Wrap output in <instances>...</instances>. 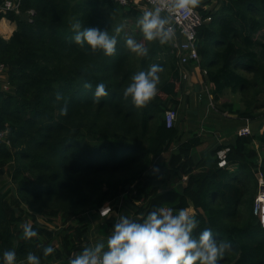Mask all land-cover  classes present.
Listing matches in <instances>:
<instances>
[{
  "label": "trees",
  "instance_id": "1",
  "mask_svg": "<svg viewBox=\"0 0 264 264\" xmlns=\"http://www.w3.org/2000/svg\"><path fill=\"white\" fill-rule=\"evenodd\" d=\"M6 1L13 0H0V25L6 21L14 30L7 39L0 35V64L6 68L0 77V132L9 143L0 142V172L9 174V182L0 184V254L15 250L16 264H26L29 252L40 264H68L90 246L88 213L118 210L126 199L136 221L159 208L190 211L199 221L195 235L211 228L230 243L219 264H264V229L252 211L254 175L257 169L264 174V122L251 135H235L215 148L197 134L183 141L177 117L171 128L164 121L165 112L178 116L182 106L183 80L171 47L145 41L137 27L134 39L148 48L141 57L128 49L125 33L111 27L113 20L135 24L141 16L136 10L108 0H19L16 14L1 11ZM216 1L219 6L201 0L195 9L211 19L197 33L201 64L195 74L200 78L206 71L215 104L225 91L244 96L242 111L231 104L219 111L250 127L261 117L256 113H264V0ZM76 21L115 35V53L104 56L76 45ZM152 64L163 68L157 92L137 108L123 91ZM99 83L109 95L96 103ZM65 105L67 114L61 115ZM223 148L230 151L220 168L216 154ZM153 166L159 174H152ZM166 185L170 189L163 190ZM25 224L37 237L23 239ZM45 246L55 252L43 256Z\"/></svg>",
  "mask_w": 264,
  "mask_h": 264
},
{
  "label": "clouds",
  "instance_id": "2",
  "mask_svg": "<svg viewBox=\"0 0 264 264\" xmlns=\"http://www.w3.org/2000/svg\"><path fill=\"white\" fill-rule=\"evenodd\" d=\"M201 0H160L152 9L144 11L137 19L143 39L151 42L158 40L166 44L173 39L175 29L174 18L181 13H192L200 5ZM162 13H165L162 15ZM73 42L92 53L102 52L104 56H112L116 51L117 37L107 30L97 27L82 28L76 21L72 25ZM121 29L117 28L119 33ZM128 49L138 56H147L148 48L129 37L125 41ZM163 68L152 64L148 70L139 71L131 77V82L123 91L124 99L142 108L150 102L157 92L160 82L158 75ZM85 89L91 84L85 83ZM104 83L97 84L94 101L108 96ZM62 97L57 94L56 100ZM67 106L61 109V115L67 114ZM153 175L160 173L158 166L151 169ZM160 175H157L158 178ZM106 215V213H102ZM199 221L188 210L159 208L136 221L121 215L111 225V235L107 241H98L85 247L79 254L69 259L68 264H219V259L231 248L229 242L218 240L211 228L202 230L198 236L194 234ZM38 233L31 225L23 226V239L31 240ZM55 249L51 246L43 248V256L52 255ZM15 250H5L0 254V264H16ZM26 264H40V257L29 252Z\"/></svg>",
  "mask_w": 264,
  "mask_h": 264
},
{
  "label": "built area",
  "instance_id": "3",
  "mask_svg": "<svg viewBox=\"0 0 264 264\" xmlns=\"http://www.w3.org/2000/svg\"><path fill=\"white\" fill-rule=\"evenodd\" d=\"M117 4L122 9H134L139 14L142 15L144 11L152 9L157 5L160 0H108ZM16 2V3H15ZM19 0L6 1L4 3V8L1 11H15L19 14ZM207 10V7L204 8ZM32 15V12H29ZM165 13H162L164 15ZM211 21L210 18L203 19L201 15L194 10L192 13H181L178 18H174L173 27L175 29V35L172 40L168 42L171 47V56L176 59L177 64L180 66L179 75L183 81L188 79V74L186 67L190 66L193 74H195L196 69H200V55L197 48V33L198 30L204 25ZM6 72L4 65L0 64V77ZM201 78L197 76V81L201 85L208 97L210 96L209 88L211 85H206L204 83V78L206 76V71H201ZM196 75V74H195ZM5 91L9 90V85H5L2 88ZM225 116V115H224ZM176 113L174 111H167L164 114V121L167 128H171L176 120ZM226 117V116H225ZM236 136H248L251 135V130L248 125L237 129L235 131ZM6 133L0 132V142H5L6 146H9L8 141L5 138ZM229 148H223L219 150L216 154L218 167H224L227 161V154L229 153ZM255 181L257 186V194L255 196L253 204V215L258 219L259 224L262 229H264V174L260 169L255 172ZM186 181V178H183ZM111 212L109 207L101 208L98 210V215L100 218L108 216ZM106 213V215L102 214Z\"/></svg>",
  "mask_w": 264,
  "mask_h": 264
},
{
  "label": "rangeland",
  "instance_id": "4",
  "mask_svg": "<svg viewBox=\"0 0 264 264\" xmlns=\"http://www.w3.org/2000/svg\"><path fill=\"white\" fill-rule=\"evenodd\" d=\"M212 5H217L219 6V3L217 4L216 0H212ZM222 2V0H220V3ZM211 5L209 6V8H207V10H211ZM218 9V8H217ZM129 19H122V20H113V22L115 21L116 23L114 25H112V29L115 30L116 28L121 29L120 32H124L126 37H131L134 39L135 35L137 34V24ZM140 43H142V41H138ZM201 60V58H200ZM201 64V61H200ZM187 69V68H186ZM187 72L189 71L186 70ZM196 77V75H194ZM197 78V77H196ZM199 78V77H198ZM201 78V77H200ZM199 78V79H200ZM4 81L3 79H0V86L1 84L3 85ZM204 83L206 85L207 84L205 81ZM211 85V84H210ZM196 86H199L198 90L195 91L193 90V83H191V85L189 84V91H193V94H195V100L197 101V106L200 107L201 112L203 115L206 116V118L208 117H212V116H219L220 118H222L225 121H228L230 126H237L235 127L236 129H240L243 125L242 121H238L237 118H224L221 116V114L225 115L226 110L223 109L221 113V111H219V108H222V106L224 104H231L232 108L234 109H239L240 111H242L244 109V101L245 98L244 96H242L239 93H232L231 91H225L222 96L220 97L219 101L215 104L212 100V96L210 95L208 97V95H206L204 88L201 85H198V83H196ZM211 90H212V86L211 88H209V92L211 94ZM5 92V91H4ZM185 97H183L184 99ZM181 99V100H183ZM182 102V101H181ZM221 110V109H220ZM177 121L175 123H177V125H179V127H182L183 124L185 125V120L187 117V113L190 112L187 104L186 107L182 104L180 110H177ZM197 114V113H196ZM216 114V115H215ZM257 116H261L258 117L257 119L251 120L250 121V130L251 133L252 131H254V128L258 126L259 123H261L262 121L264 122V113H256ZM203 115L201 116H196L194 115V120H196V124L201 127V123H204L205 126H210L209 125V121H203ZM184 119V123L182 124L181 120ZM242 122V123H240ZM186 126V125H185ZM198 127V132L200 131V135H201V139L203 141V143H207L208 145L210 144V138L208 137V135L206 133H202L201 132V128L199 129ZM181 129V128H180ZM181 132V130H180ZM204 135V136H203ZM208 138V139H207ZM258 146L257 143L254 144V148L256 149ZM175 147H173L174 149ZM210 148V147H209ZM173 151V150H172ZM9 182V174L8 173H3L0 172V184L2 183H8ZM177 183L174 184L175 187H177L176 185ZM163 190H167L170 189L169 185H166L165 187H162ZM257 194V192H256ZM118 210H111L110 214L108 216L102 217L100 218L99 216L95 217L94 214L91 212L88 213V216L90 217V225H91V230H90V234L88 236V240H89V244L94 245L96 242L98 241H107L108 236L111 235V225L115 220H118L119 217L121 215H126L128 216L130 219L136 220V216L134 215L133 209H132V205L129 201H127L126 199L121 200L120 202H118L117 205ZM190 212V211H189ZM191 213V212H190ZM192 214V213H191Z\"/></svg>",
  "mask_w": 264,
  "mask_h": 264
},
{
  "label": "crops",
  "instance_id": "5",
  "mask_svg": "<svg viewBox=\"0 0 264 264\" xmlns=\"http://www.w3.org/2000/svg\"><path fill=\"white\" fill-rule=\"evenodd\" d=\"M14 30V26L8 24L6 21H3L0 25V35L4 38H8ZM188 79L185 81H182V89H181V99L185 97L182 101V104L186 107V104L190 110L186 115L185 125L184 119L181 120L183 126L180 127L181 129V136L182 140H188L191 138L192 135L197 134L201 137L200 131L198 132V125L196 124V120H194V115L201 116L203 115L201 112V109L199 106H197V101L195 100V94H193V91H189V84L193 83V90L197 91L199 86H196L197 78L194 76L192 69L187 72ZM199 85V83H198ZM197 113V114H196ZM216 115V114H215ZM203 121L208 120L210 126H205L204 123H201V132L206 133L208 137L210 138V148H215L218 145H221L223 143L229 142L234 136L235 131L237 130L234 126L230 127L228 121L223 120L219 116H210L206 118L205 115L202 116ZM204 136V135H203ZM208 139V138H207ZM202 157V154H198V158L200 159Z\"/></svg>",
  "mask_w": 264,
  "mask_h": 264
}]
</instances>
